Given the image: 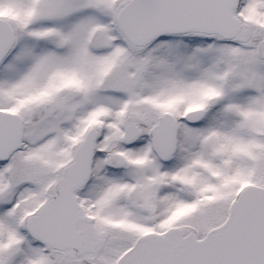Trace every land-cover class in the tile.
Returning <instances> with one entry per match:
<instances>
[{"label":"snow or ice","instance_id":"6c2138e0","mask_svg":"<svg viewBox=\"0 0 264 264\" xmlns=\"http://www.w3.org/2000/svg\"><path fill=\"white\" fill-rule=\"evenodd\" d=\"M0 264H264V0H0Z\"/></svg>","mask_w":264,"mask_h":264}]
</instances>
